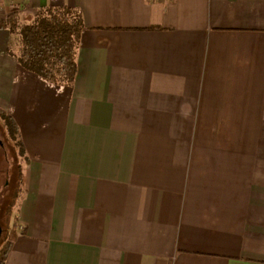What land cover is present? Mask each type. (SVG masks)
<instances>
[{
  "label": "crops",
  "instance_id": "1",
  "mask_svg": "<svg viewBox=\"0 0 264 264\" xmlns=\"http://www.w3.org/2000/svg\"><path fill=\"white\" fill-rule=\"evenodd\" d=\"M49 7L82 16L72 88L0 29L24 149L5 264H264V0H0V21Z\"/></svg>",
  "mask_w": 264,
  "mask_h": 264
},
{
  "label": "trees",
  "instance_id": "2",
  "mask_svg": "<svg viewBox=\"0 0 264 264\" xmlns=\"http://www.w3.org/2000/svg\"><path fill=\"white\" fill-rule=\"evenodd\" d=\"M0 29L19 30L24 39L26 68L56 87L72 88L76 77L77 53L84 30L82 16L74 8L49 7L37 10L28 22H22L17 12L0 21ZM0 117L13 140H17L20 156L24 155L19 140V131L11 117L0 110ZM17 196L23 190L22 165L18 163ZM17 197V198H18ZM15 204L12 203L8 215L6 241L0 248V264H5L11 245L16 237L11 218Z\"/></svg>",
  "mask_w": 264,
  "mask_h": 264
},
{
  "label": "rangeland",
  "instance_id": "3",
  "mask_svg": "<svg viewBox=\"0 0 264 264\" xmlns=\"http://www.w3.org/2000/svg\"><path fill=\"white\" fill-rule=\"evenodd\" d=\"M15 13V12H12ZM8 17V16H7ZM20 17V16H19ZM33 17H31L32 19ZM7 19V18H6ZM30 19V20H31ZM22 23V21H21ZM25 23V22H24ZM0 248L6 241L8 230V215L12 203L15 204L11 210L14 212L19 197L18 190V163L24 160L20 156L17 140L11 139L8 129L5 127L4 121L0 117ZM18 197V198H17ZM13 217L11 218V223Z\"/></svg>",
  "mask_w": 264,
  "mask_h": 264
},
{
  "label": "flooded vegetation",
  "instance_id": "4",
  "mask_svg": "<svg viewBox=\"0 0 264 264\" xmlns=\"http://www.w3.org/2000/svg\"><path fill=\"white\" fill-rule=\"evenodd\" d=\"M2 143H1V141H0V145H1ZM0 235H1V228H0Z\"/></svg>",
  "mask_w": 264,
  "mask_h": 264
}]
</instances>
